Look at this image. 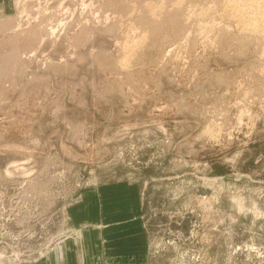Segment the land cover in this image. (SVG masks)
<instances>
[{"label": "rangeland", "instance_id": "rangeland-1", "mask_svg": "<svg viewBox=\"0 0 264 264\" xmlns=\"http://www.w3.org/2000/svg\"><path fill=\"white\" fill-rule=\"evenodd\" d=\"M115 181L146 264H264V0H0V264Z\"/></svg>", "mask_w": 264, "mask_h": 264}, {"label": "crops", "instance_id": "crops-1", "mask_svg": "<svg viewBox=\"0 0 264 264\" xmlns=\"http://www.w3.org/2000/svg\"><path fill=\"white\" fill-rule=\"evenodd\" d=\"M140 188L115 181L87 188L69 207V224L81 229L34 264H146L147 238L140 218Z\"/></svg>", "mask_w": 264, "mask_h": 264}]
</instances>
